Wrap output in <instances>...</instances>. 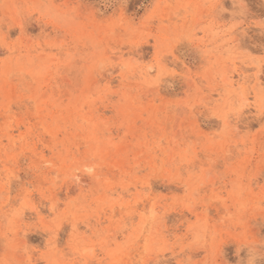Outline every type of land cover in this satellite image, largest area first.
I'll return each instance as SVG.
<instances>
[{
	"label": "rangeland",
	"instance_id": "1",
	"mask_svg": "<svg viewBox=\"0 0 264 264\" xmlns=\"http://www.w3.org/2000/svg\"><path fill=\"white\" fill-rule=\"evenodd\" d=\"M250 258L264 0H0V264Z\"/></svg>",
	"mask_w": 264,
	"mask_h": 264
},
{
	"label": "snow or ice",
	"instance_id": "2",
	"mask_svg": "<svg viewBox=\"0 0 264 264\" xmlns=\"http://www.w3.org/2000/svg\"><path fill=\"white\" fill-rule=\"evenodd\" d=\"M248 264H255L254 260L252 258L249 259Z\"/></svg>",
	"mask_w": 264,
	"mask_h": 264
},
{
	"label": "bare ground",
	"instance_id": "3",
	"mask_svg": "<svg viewBox=\"0 0 264 264\" xmlns=\"http://www.w3.org/2000/svg\"><path fill=\"white\" fill-rule=\"evenodd\" d=\"M256 79H259V77H258V76H256Z\"/></svg>",
	"mask_w": 264,
	"mask_h": 264
}]
</instances>
